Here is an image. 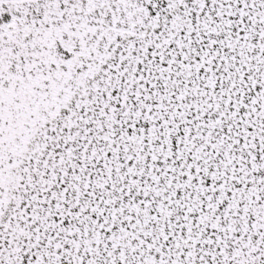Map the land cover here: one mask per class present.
Masks as SVG:
<instances>
[{
    "label": "snow or ice",
    "instance_id": "obj_1",
    "mask_svg": "<svg viewBox=\"0 0 264 264\" xmlns=\"http://www.w3.org/2000/svg\"><path fill=\"white\" fill-rule=\"evenodd\" d=\"M0 264H264V0H0Z\"/></svg>",
    "mask_w": 264,
    "mask_h": 264
}]
</instances>
